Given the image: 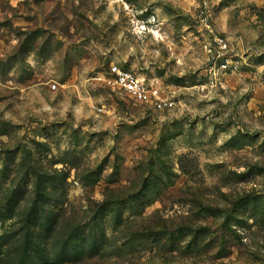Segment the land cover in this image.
<instances>
[{"label":"rangeland","instance_id":"obj_1","mask_svg":"<svg viewBox=\"0 0 264 264\" xmlns=\"http://www.w3.org/2000/svg\"><path fill=\"white\" fill-rule=\"evenodd\" d=\"M0 264H264V0H0Z\"/></svg>","mask_w":264,"mask_h":264},{"label":"built area","instance_id":"obj_2","mask_svg":"<svg viewBox=\"0 0 264 264\" xmlns=\"http://www.w3.org/2000/svg\"><path fill=\"white\" fill-rule=\"evenodd\" d=\"M102 82L108 88L123 92L137 101L150 103L157 109L170 105L168 98L158 88L144 84L130 71L116 70L104 77Z\"/></svg>","mask_w":264,"mask_h":264}]
</instances>
